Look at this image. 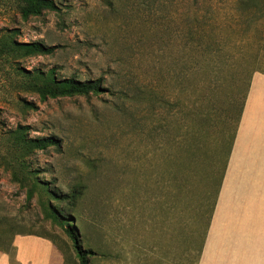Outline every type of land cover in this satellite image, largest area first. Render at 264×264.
I'll return each instance as SVG.
<instances>
[{"label":"rangeland","instance_id":"rangeland-1","mask_svg":"<svg viewBox=\"0 0 264 264\" xmlns=\"http://www.w3.org/2000/svg\"><path fill=\"white\" fill-rule=\"evenodd\" d=\"M53 1L24 19L23 0H0V249L17 264L10 241L30 234L79 264L37 177L68 196L91 264H195L251 70H264V0ZM32 43L54 52L19 47ZM51 75L102 91L44 100ZM20 128L58 146L25 154Z\"/></svg>","mask_w":264,"mask_h":264},{"label":"crops","instance_id":"crops-1","mask_svg":"<svg viewBox=\"0 0 264 264\" xmlns=\"http://www.w3.org/2000/svg\"><path fill=\"white\" fill-rule=\"evenodd\" d=\"M259 163V166H258ZM264 73H255L206 233L195 264H264ZM17 264H57L43 237L17 235ZM184 264V252H182ZM0 264H12L0 251Z\"/></svg>","mask_w":264,"mask_h":264},{"label":"trees","instance_id":"trees-1","mask_svg":"<svg viewBox=\"0 0 264 264\" xmlns=\"http://www.w3.org/2000/svg\"><path fill=\"white\" fill-rule=\"evenodd\" d=\"M24 5L21 7V16L24 19H28L31 16H40L45 11H57L58 7L56 6L55 2L53 0H23ZM20 48H23L27 50L28 52H33L38 55H46V54H52L54 52V48H47L42 43H32V44H21L19 45ZM264 72L262 68H256L251 70L249 81L246 85V88L244 90L243 96H242V102L239 108V115L237 117L235 128L233 131V134L231 136V140L229 142V148L224 160V167L221 173V176L218 180V185L216 188V192H214V201L212 203V207L210 209L213 210L216 199L219 194L220 187L223 182V178L227 169V163L229 160V156L231 154V150L234 144V140L236 137V133L238 130L239 122L241 119V115L243 113L245 101L247 98V93L250 87L251 82V75L256 72ZM102 91L101 85L99 81L96 82H82L75 77L64 79V80H58L57 77L54 75H51L48 79L43 88L40 90V95L42 99H46L48 97L50 98H58V97H73L78 95H89L90 93H100ZM25 129L20 128L16 132V145L19 147L21 151H23L25 154H29L33 150L36 149H46L50 146H58V141L54 138H43V139H31L26 136L24 133ZM193 136V135H190ZM188 142V140H186ZM187 144V147L182 151V155H184L183 163L187 164L190 159L192 158L191 153V147ZM28 172L30 174H34V170L28 169ZM37 176V175H33ZM41 187L45 193L50 196L52 199H54L55 205L49 207V216L52 218V220L58 224L60 227H62L65 231V233L71 238L73 241V246L75 250V254L79 260V264H91V252L88 251L86 248H84V245L80 242V237L76 232V229L74 227L75 220H69V217L67 214H64L65 210L62 209L59 205L63 202L68 200V196L66 195H59L56 191H53L48 183H43L39 181L36 177L35 182L33 183V188ZM33 195L32 189L29 190V198H31ZM204 230L202 240L205 236ZM79 232V231H78ZM30 235V234H29ZM14 240V239H13ZM13 240L10 241V248L13 247ZM9 249V248H8ZM8 249L1 248L0 251H3L5 253H9Z\"/></svg>","mask_w":264,"mask_h":264}]
</instances>
